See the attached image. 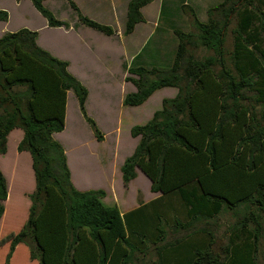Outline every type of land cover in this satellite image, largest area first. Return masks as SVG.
<instances>
[{
	"label": "trees",
	"instance_id": "trees-1",
	"mask_svg": "<svg viewBox=\"0 0 264 264\" xmlns=\"http://www.w3.org/2000/svg\"><path fill=\"white\" fill-rule=\"evenodd\" d=\"M28 1L49 28L69 29L43 5L46 0ZM62 1L79 24L114 34L73 0ZM152 1H128L123 36L144 22L141 9ZM182 9L193 32L174 30L170 66L129 67L135 77L125 78L134 87L123 97L125 107L141 106L164 88L176 94L129 130L137 143L120 166L122 184L139 169L159 196L124 214L103 203V190L74 187L54 140L64 130L68 91L94 138L103 140L85 110L88 92L68 72L69 63L39 47L36 31L21 28L0 37V156L10 132L21 130L16 150L30 155L35 184L23 226L0 239V247L8 245L4 264L18 245L38 264H257L264 246V0H223L207 10L205 23L190 7ZM7 21L0 10V22ZM199 50L211 54L196 58ZM7 195L0 170V220ZM223 214L233 223L227 243L215 252V219Z\"/></svg>",
	"mask_w": 264,
	"mask_h": 264
},
{
	"label": "rangeland",
	"instance_id": "rangeland-1",
	"mask_svg": "<svg viewBox=\"0 0 264 264\" xmlns=\"http://www.w3.org/2000/svg\"><path fill=\"white\" fill-rule=\"evenodd\" d=\"M73 1L82 14L110 26L114 34L105 36L79 24L72 10L62 0H46L43 5L56 19L70 25L67 30L48 28L44 18L28 0L18 3L0 0V10L6 11L9 16L7 22H0V36L21 28L41 31L44 43L71 62V71L80 76L79 82L88 92L86 113L95 122L103 140L98 142L94 138L81 117L71 91L66 99L64 130L55 134L54 140L64 150L76 186H83L85 191L103 190L106 193L104 204L116 206L124 213L137 207L139 202H149L158 197V194L150 192L148 179L139 171L127 186L122 184L120 166L136 145V139L130 137L129 130L132 126L146 123L153 112L160 109L162 99L171 98L175 92L174 89L164 88L155 92L141 106H123V97L134 91V87L125 81L126 77H135L128 72V68L143 66L167 69L177 43L174 30L193 32L191 17L182 6L190 7L197 19L205 23L207 10L223 0H153L141 9L144 22L136 25L130 36L122 35L129 0ZM235 23L236 19L226 34V53L232 50L231 32ZM210 54L199 50L194 55L201 58ZM19 133V129L11 131L7 138L6 153L0 156V170L9 188L8 198L3 203L5 224L0 228V235L12 231L19 221L25 222L30 207L28 195L32 188V169L27 157L16 150ZM215 222L214 251L220 252L219 249L227 243V229L233 220L223 214ZM7 250L8 245L0 247V264H4ZM256 262L264 264V246H261ZM10 264L37 263L29 260L27 248L21 245L14 251Z\"/></svg>",
	"mask_w": 264,
	"mask_h": 264
},
{
	"label": "crops",
	"instance_id": "crops-1",
	"mask_svg": "<svg viewBox=\"0 0 264 264\" xmlns=\"http://www.w3.org/2000/svg\"><path fill=\"white\" fill-rule=\"evenodd\" d=\"M21 2V1H20ZM45 2V1H44ZM43 2V3H44ZM9 17V16H8ZM138 25V24H137ZM49 28V27H48ZM135 28H136V26H135ZM135 28H134V30H135ZM14 32V31H13ZM134 32V31H133ZM132 32V33H133ZM6 33V32H5ZM4 34V33H3ZM2 34V35H3ZM1 35V36H2ZM131 35V34H130ZM130 35H128V36H130ZM0 36V37H1ZM37 45L39 46V47H41V48H43V49H45L46 51H48L52 56H54L55 58H57V59H59V60H62V61H67L68 63H69V65H68V72L70 73V74H72L76 79H78L80 82H81V79H80V76L78 75V74H76V73H73L72 71H71V62L67 59V58H65V57H63L60 53H58V52H56L53 48H51L50 46H48V45H46L45 43H44V40H43V35H42V32L41 31H39L38 32V38H37ZM170 89H173V88H170ZM175 90V89H174ZM68 93H69V91L67 92V95H68ZM176 94V90H175V92H174V95ZM174 95L172 96V97H174ZM171 97V98H172ZM11 133V132H10ZM55 136V134L53 135V137ZM21 138H22V131H21V133H19V140H18V142L21 140ZM18 142H17V144H18ZM136 143H137V139H136ZM18 154H21V155H25L26 157H27V159L29 160V162H30V164H31V158H30V155L27 153V152H21V153H18ZM68 162V161H67ZM32 169V168H31ZM70 171H71V168H70ZM140 172V170L139 169H136V174H138L137 172ZM141 173V172H140ZM142 174V173H141ZM145 177V176H144ZM146 178V177H145ZM71 181H72V183H73V185H74V187L77 189V190H79V191H85L84 189H83V186H76V184L73 182V179H72V177H71ZM6 182H7V180H6ZM34 176H33V172H32V185H31V191L29 192V194L30 193H32V191L34 190ZM7 187H8V184H7ZM9 189V188H8ZM8 189H7V192H8ZM106 194V193H105ZM154 194H158V196H159V193H154ZM106 197V196H105ZM105 197H104V199H105ZM7 198H8V195H7ZM104 199H103V201H104ZM7 200V199H6ZM6 202V201H5ZM5 202H4V204H5ZM104 203V202H103ZM144 203H146V201H144ZM136 208V207H135ZM132 209H134V208H131L130 210H128V211H131ZM128 211H126V212H128ZM126 212H124V213H126ZM121 214H124L123 212H120ZM4 217H5V211H4V214H3V216H2V218H1V220H0V228H2V226H4V224H5V221H3L4 220ZM23 224H24V221H19V223H17L16 224V226H15V228H13L12 229V231L10 230V231H7L6 233H3V234H1L0 235V237H2L3 235L5 236V235H7V234H9V233H16V232H18L19 230H20V228L23 226ZM168 239H171V236L169 235L168 236ZM6 246V245H5ZM21 245H18V246H16V248H15V250L17 249V248H19ZM25 247V246H24ZM12 259V258H11ZM31 262H36V261H31ZM37 263V262H36ZM38 264V263H37Z\"/></svg>",
	"mask_w": 264,
	"mask_h": 264
}]
</instances>
